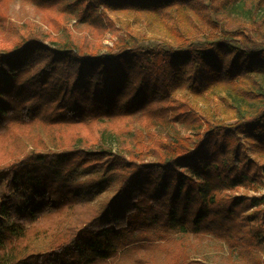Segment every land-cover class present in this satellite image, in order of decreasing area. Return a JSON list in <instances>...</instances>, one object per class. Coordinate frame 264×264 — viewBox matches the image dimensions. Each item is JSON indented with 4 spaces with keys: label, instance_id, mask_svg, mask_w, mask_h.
<instances>
[{
    "label": "trees",
    "instance_id": "trees-1",
    "mask_svg": "<svg viewBox=\"0 0 264 264\" xmlns=\"http://www.w3.org/2000/svg\"><path fill=\"white\" fill-rule=\"evenodd\" d=\"M33 1L66 2L78 19L102 27L107 11L171 19L193 7L210 12L227 36L186 39L178 50L132 44L94 53L54 46L33 30L17 45L0 48L1 136L35 123L97 129L88 147L33 148L0 165L7 172L6 193L23 189L34 198L18 220L0 230V264L109 262L137 248L151 231L264 240L259 210L264 196L232 194L258 191L264 183V162L244 144L250 142L264 160V41L243 23L227 30L214 0L207 5L202 0ZM230 1V7L254 17L264 9V0ZM235 35L241 36L240 45L231 42ZM205 81L233 92V100L231 94L224 99L236 111L234 121L182 109L170 98L172 85L198 91ZM114 119L124 120L134 140L125 151L114 148L112 140L128 136L106 128ZM180 119L198 123L196 131L148 138L140 128ZM77 171L103 176L76 179ZM106 174L115 192L93 203L92 186Z\"/></svg>",
    "mask_w": 264,
    "mask_h": 264
},
{
    "label": "rangeland",
    "instance_id": "rangeland-1",
    "mask_svg": "<svg viewBox=\"0 0 264 264\" xmlns=\"http://www.w3.org/2000/svg\"><path fill=\"white\" fill-rule=\"evenodd\" d=\"M205 5L209 0H202ZM238 3V1L236 2ZM217 13L226 23L227 30L235 31L240 24H244L258 38L264 41V9L256 17L241 8L240 11L230 7V0H214ZM66 2L58 1L53 4H41L33 0H0V48H11L31 31H40L44 41L52 45H72L82 51L94 53L116 51L121 47L132 44L154 47L158 44H168L178 50L191 39L196 42L218 40L226 37L220 26L211 21L210 12L200 9L186 8L181 13H175L173 18L162 19L152 15H141L128 11H107V26L81 21L76 11L65 7ZM231 41L240 45V35H235ZM172 85L171 97L182 109H194L197 113L205 114L213 119H224L227 122L235 120L236 111L229 107L224 98L233 92L230 89L216 87L203 82L198 91ZM169 120V119H168ZM198 123L192 120L154 121L155 127L140 128L149 138L151 133L162 136L189 134L196 131ZM115 128L117 132L128 136L124 130V120L117 119L108 123V131ZM120 134V133H119ZM97 138L96 126L67 125L49 126L35 123L18 126L9 133L0 135V165H4L12 157L22 155L30 149L58 150L74 146L88 147V141ZM152 140V139H151ZM114 148L124 150L125 146H133L128 136L112 140ZM249 154L264 162L257 156L256 148L247 140L244 142ZM97 146V145H96ZM94 148V147H91ZM138 149V147H137ZM147 158L151 153L143 149ZM93 175L97 178L102 173L77 171L73 174L76 179H85ZM100 179L93 184V203L109 198L115 192V183L110 176ZM7 172L0 170V230L11 221L18 220L28 204L33 201L29 191L19 189L6 193L5 183ZM264 182V179H263ZM248 196L263 195L264 183L258 191L238 189L232 194ZM254 209V208H253ZM250 209L249 212H251ZM260 217L264 214V204L259 207ZM263 213V214H262ZM264 235V225L261 226ZM234 241L220 238L210 233H178V232H147L146 240H141L137 248L127 254L119 253L115 260L99 264H264V240H255L250 235H236Z\"/></svg>",
    "mask_w": 264,
    "mask_h": 264
}]
</instances>
